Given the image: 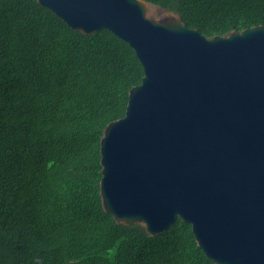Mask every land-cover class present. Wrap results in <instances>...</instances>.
I'll return each instance as SVG.
<instances>
[{
  "label": "water",
  "instance_id": "95a60500",
  "mask_svg": "<svg viewBox=\"0 0 264 264\" xmlns=\"http://www.w3.org/2000/svg\"><path fill=\"white\" fill-rule=\"evenodd\" d=\"M35 1L142 68L99 140L102 210L149 237L179 219L213 264H264V26L207 39L143 0Z\"/></svg>",
  "mask_w": 264,
  "mask_h": 264
},
{
  "label": "trees",
  "instance_id": "16d2710c",
  "mask_svg": "<svg viewBox=\"0 0 264 264\" xmlns=\"http://www.w3.org/2000/svg\"><path fill=\"white\" fill-rule=\"evenodd\" d=\"M207 39L264 26V0H143ZM143 73L107 30L0 0V264H213L177 219L149 237L101 207L99 140Z\"/></svg>",
  "mask_w": 264,
  "mask_h": 264
},
{
  "label": "rangeland",
  "instance_id": "374dc122",
  "mask_svg": "<svg viewBox=\"0 0 264 264\" xmlns=\"http://www.w3.org/2000/svg\"><path fill=\"white\" fill-rule=\"evenodd\" d=\"M160 13H161V12H160L159 10L155 9V8L153 9V11L150 12V14H152V15H154V16H156V17H157Z\"/></svg>",
  "mask_w": 264,
  "mask_h": 264
}]
</instances>
